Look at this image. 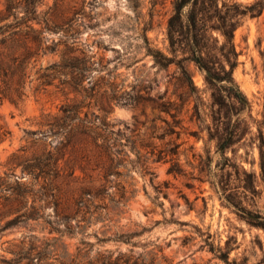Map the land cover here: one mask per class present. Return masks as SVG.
<instances>
[{
  "label": "rangeland",
  "instance_id": "1",
  "mask_svg": "<svg viewBox=\"0 0 264 264\" xmlns=\"http://www.w3.org/2000/svg\"><path fill=\"white\" fill-rule=\"evenodd\" d=\"M174 1L44 0L39 7L44 13L58 2L61 24L65 16L75 18L81 31L76 47L95 63L94 80H101L102 92H112L110 85L116 86L117 101L108 114L101 110V96L86 103L93 113L107 116L128 154L126 167L120 168L122 175L111 178L108 194L92 208L95 219L86 236H66L62 242L69 253H87V264L120 254L130 264H264V230L240 218L217 190L218 185L227 187L226 195L232 194L249 210L264 216L257 139L258 121L264 116V13L246 18L236 31L240 56L234 78L251 105V111L243 114L250 129L227 152L231 167L223 170L219 169L222 162L217 142L209 140V126L215 127L214 108L204 74L189 64L203 103L201 116H197L195 97L182 84L181 70L177 65L166 69L157 66L143 40L146 34L151 48L169 54L167 27ZM237 1L249 4L254 0ZM4 3L0 0V9ZM45 35L49 43L59 41L62 31ZM59 60L60 56L48 55L42 64L45 67ZM35 72L26 83L21 103L0 102V179L9 184L15 180L31 182L18 164L54 150L57 141L43 125L46 115L59 114L65 98L55 88L37 90ZM85 85L89 86L88 80ZM76 100L83 97L76 96ZM132 141L139 146L148 142L157 146L154 155H147V175L140 166L145 159L138 158ZM171 152L177 154L172 156ZM160 153L164 160L157 162ZM170 159L179 164L180 174L169 173ZM232 165L243 166L251 174L254 190L243 188L248 177L239 175ZM3 189L7 188L0 187V197L7 196ZM46 214L60 221L54 206L49 205ZM77 215L81 221L82 215ZM3 224L0 222V227ZM49 231L43 221H30L0 233V264H18L24 244L37 240L53 243L59 235ZM108 238L112 240L99 241ZM56 244L53 257L62 256L64 245Z\"/></svg>",
  "mask_w": 264,
  "mask_h": 264
},
{
  "label": "trees",
  "instance_id": "2",
  "mask_svg": "<svg viewBox=\"0 0 264 264\" xmlns=\"http://www.w3.org/2000/svg\"><path fill=\"white\" fill-rule=\"evenodd\" d=\"M43 1L5 0L3 9H0V102L21 103L33 71H36L37 90L55 88L65 98L59 114L46 115L43 125L57 140L54 150H46L34 160L18 164L32 181L15 180L14 184H9L0 179V187L7 188L1 191L7 192V196L0 197V222L4 221L0 233L30 221H43L50 227L49 233H57L59 237H54L53 243L37 240L24 244L21 250L23 259L18 264H87L84 261L87 253H69L62 241L66 236H86L88 226L95 219L92 208L108 194L111 178L122 175L120 168L126 167L128 154L120 133L113 130L107 116L93 113L90 103H86L101 96V110L108 114L111 104L117 101L116 86L110 85L112 92L109 89L102 92L101 80L96 81L92 76L96 70L95 63L76 47L81 31L75 24V18L65 16L61 24L57 15L61 4L57 2L43 13L39 11ZM263 13L264 0H254L249 4L237 0H175L167 27L169 54L151 48L147 35H143L147 52L157 66L166 69L177 65L181 70L182 84L195 97L194 115L197 116H201L203 103L189 64L193 63L204 74L214 108L212 118L215 127L209 126V140L217 142L216 152L222 162L219 169L231 167V159L226 154L250 129L243 114L251 111V105L234 78L240 56L235 43L236 31L246 18L260 17ZM60 31L62 38L49 43L45 33ZM48 55L60 56V60L44 67L42 60ZM87 80L88 87L85 85ZM79 95L83 100H76ZM258 124L260 177L264 183V116ZM156 147L150 142L139 146L137 141H132L131 148L137 152L138 158L145 159L140 166L146 175L150 172L147 155H154ZM144 150L146 154H142ZM161 154L157 162L164 160ZM176 154L170 153L172 156ZM173 160L170 159L173 163L169 173L180 174L181 168ZM232 167L239 175L243 173L248 177L243 188L254 190L251 174L243 166ZM217 190L225 204L240 218L264 230L261 213L249 210L232 194L226 195L227 187L218 185ZM30 197L33 198L31 206ZM49 205L54 206L55 217L60 221L46 214ZM77 214L82 215L81 221L77 219ZM84 242L81 239V243ZM56 243L64 245L62 256L53 257ZM124 257L120 254L113 259L109 255L98 263L90 260L88 264H130L123 260Z\"/></svg>",
  "mask_w": 264,
  "mask_h": 264
}]
</instances>
